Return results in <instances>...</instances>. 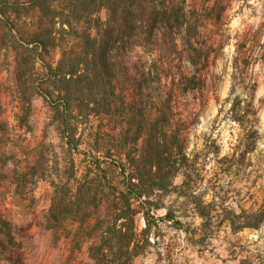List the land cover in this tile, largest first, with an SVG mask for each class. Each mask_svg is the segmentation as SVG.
I'll return each instance as SVG.
<instances>
[{"label": "rangeland", "instance_id": "374dc122", "mask_svg": "<svg viewBox=\"0 0 264 264\" xmlns=\"http://www.w3.org/2000/svg\"><path fill=\"white\" fill-rule=\"evenodd\" d=\"M11 1H19L18 10L7 11L13 36L0 22V264H100L91 255L104 228L99 221L120 212L109 200L121 180L119 155L101 140L111 125L90 116L77 124V150L65 145L55 111L36 88L53 90L45 65L57 63L60 48L30 43L38 9ZM185 6L196 13L199 36L192 43L206 58L188 56L180 40L176 50L160 41L152 51L119 55L133 77L145 61H156V97L169 100L168 129L183 156L166 190L148 198V216L132 201V228L124 219L117 225L126 223L122 232L133 234L130 264H264V218L257 222L264 215V0ZM121 86L130 101V85ZM55 195L66 204L59 222L49 214Z\"/></svg>", "mask_w": 264, "mask_h": 264}, {"label": "trees", "instance_id": "16d2710c", "mask_svg": "<svg viewBox=\"0 0 264 264\" xmlns=\"http://www.w3.org/2000/svg\"><path fill=\"white\" fill-rule=\"evenodd\" d=\"M26 1V11L39 12L38 29L29 33V42L42 48H60L57 63L45 65V77L53 90L36 88L55 111L65 145L77 150L80 144L77 124L90 116L107 118L111 125V131L104 133L105 140H101L108 153L112 147L119 155L114 166L121 180L112 186L114 197L109 200L120 212L99 221L104 228L99 243L91 248V255L100 264H130L135 256L131 247L133 234H126L121 228L126 223L128 228L133 226L131 202H138L146 218L148 198L155 190H166L180 164L177 165L176 159L183 155L176 134L168 129L169 100L159 101L156 97V83L160 80L156 61H145L139 72L136 67L139 74L133 77L125 73L119 55L136 47L152 51L160 47V41L176 50V42L180 40L188 56L206 58L208 54L192 43L199 36L198 18L194 11L186 9V0ZM18 4L19 1L0 0V22L5 36H13L16 28L7 11L18 10ZM204 9L205 16L212 14L207 5ZM10 43L13 47L14 39ZM192 80L187 79L188 84H193ZM123 81L130 85V101L125 100L122 86L119 89ZM140 139V148L133 152ZM93 142L92 148L99 150V133L94 134ZM79 192L80 187L70 203L71 209L78 206ZM65 205L64 196L55 195L50 218L62 220ZM78 212L68 214L76 216ZM263 218L264 215L258 217L257 222ZM121 219L126 223L117 225Z\"/></svg>", "mask_w": 264, "mask_h": 264}]
</instances>
